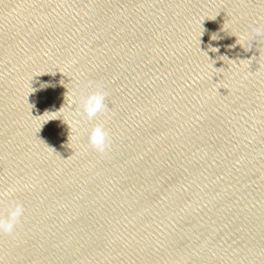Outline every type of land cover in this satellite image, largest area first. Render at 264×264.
<instances>
[{
	"label": "water",
	"instance_id": "1",
	"mask_svg": "<svg viewBox=\"0 0 264 264\" xmlns=\"http://www.w3.org/2000/svg\"><path fill=\"white\" fill-rule=\"evenodd\" d=\"M255 28L264 0H0V264H264Z\"/></svg>",
	"mask_w": 264,
	"mask_h": 264
},
{
	"label": "clouds",
	"instance_id": "2",
	"mask_svg": "<svg viewBox=\"0 0 264 264\" xmlns=\"http://www.w3.org/2000/svg\"><path fill=\"white\" fill-rule=\"evenodd\" d=\"M252 31L255 36L264 35V28H255ZM241 39H246V37H241ZM48 86L50 85H45V87ZM106 97L107 94L99 90L86 97H82L78 104L80 111L77 112V115L86 117L88 120H92L97 117L98 114L106 113L109 110L108 105L105 102ZM57 112H45V114H49L50 121L56 120L55 113ZM76 123L78 124L79 121H76ZM88 143L97 153L101 155L106 153V151L110 148L111 142L109 133L103 125L98 124L91 129L88 137ZM11 191H14V189H9V192ZM5 195H7V193H0V200H2ZM23 215L24 208L19 203L9 205L6 210L0 209V235H13L16 228L20 224Z\"/></svg>",
	"mask_w": 264,
	"mask_h": 264
},
{
	"label": "snow or ice",
	"instance_id": "3",
	"mask_svg": "<svg viewBox=\"0 0 264 264\" xmlns=\"http://www.w3.org/2000/svg\"><path fill=\"white\" fill-rule=\"evenodd\" d=\"M0 203H2V202H0Z\"/></svg>",
	"mask_w": 264,
	"mask_h": 264
}]
</instances>
